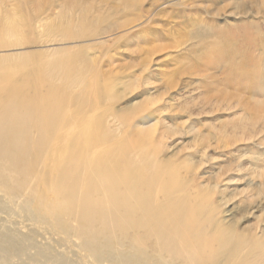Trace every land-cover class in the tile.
Segmentation results:
<instances>
[{
  "label": "rangeland",
  "instance_id": "1",
  "mask_svg": "<svg viewBox=\"0 0 264 264\" xmlns=\"http://www.w3.org/2000/svg\"><path fill=\"white\" fill-rule=\"evenodd\" d=\"M10 23L18 30L6 33ZM61 56L86 68L78 105L37 171L48 190L32 205L0 192L12 210L0 213L1 228L77 264H101L72 232L80 206L67 200L68 182L45 186L44 175L62 171L72 149L81 169L136 144L177 173L175 195L196 192L220 217L235 208L239 231L264 228V109L252 108L264 103V0H0V59L29 60L35 73L33 64ZM104 129L113 133L105 140ZM164 187L156 183L157 205Z\"/></svg>",
  "mask_w": 264,
  "mask_h": 264
},
{
  "label": "bare ground",
  "instance_id": "2",
  "mask_svg": "<svg viewBox=\"0 0 264 264\" xmlns=\"http://www.w3.org/2000/svg\"><path fill=\"white\" fill-rule=\"evenodd\" d=\"M87 20L83 15L80 21ZM18 27L10 23L6 33ZM29 64L25 59H0V192L11 202L25 198L32 205L39 188L48 190L38 187L36 174L55 154L52 138L69 122V107L78 105L86 68L63 56L33 64L35 73L29 72ZM252 108L261 112L264 103L255 102ZM34 127L41 129L34 133ZM112 134L104 129L100 137ZM79 153L72 149L62 171L44 175V185L50 182L61 190L68 182L66 198L80 206L78 227L72 232L98 263L264 264V228L258 234L239 231L235 208L220 217L217 206L201 201L196 192L175 195L181 186L177 173L156 165L146 144L129 146L124 154L119 151L81 169ZM83 154L87 157L88 150ZM158 181L165 184L160 205L154 196ZM2 200L0 213H12ZM31 248L35 254H29ZM0 264L77 263L0 227Z\"/></svg>",
  "mask_w": 264,
  "mask_h": 264
}]
</instances>
